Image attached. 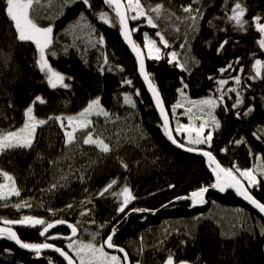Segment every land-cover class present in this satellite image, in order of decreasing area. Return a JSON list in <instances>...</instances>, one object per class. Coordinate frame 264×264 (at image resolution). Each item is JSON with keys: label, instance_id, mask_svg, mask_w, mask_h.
<instances>
[{"label": "trees", "instance_id": "obj_1", "mask_svg": "<svg viewBox=\"0 0 264 264\" xmlns=\"http://www.w3.org/2000/svg\"><path fill=\"white\" fill-rule=\"evenodd\" d=\"M161 2L165 9H170L181 18L186 15L181 11V5L192 3L193 7L199 6L204 12L198 32L194 38L189 37L190 49L180 47L184 43L185 32L189 31L186 22L182 23L175 17L171 20L157 19L159 28H152L143 18L129 20L130 28L139 29L132 33L133 40L144 50L147 72L163 97L172 128V105L181 97L178 89L183 84L188 85L185 92L189 98L201 99L218 96V81L228 79L229 84L223 86L225 90L232 87L241 91L244 104L239 111L243 113L249 105H255L256 110L250 116L241 115L238 119L236 109L232 108L236 94L226 93L224 102L215 110L221 127L213 132L211 146L195 148L211 151L226 168L234 164L241 170L254 167L255 154L264 157V131H261L264 127V80H252L250 76L254 75L252 65L255 60H264V51L256 43L259 35L251 26V18L255 15L264 17V0H242L248 9L246 19L250 21L246 33L235 31L231 24L219 19L225 15V2L230 8L233 0H202L199 5L193 0H141L146 8ZM90 3L91 9L79 0L61 9L60 0H40L35 13L37 23L42 27L52 25L55 39L51 51H55L56 55H50L49 62L54 69L72 78L66 81L71 84L70 88L52 89L35 67L38 58L35 45L15 39L5 15L6 0H0V131L20 128L25 122L26 108L37 96L46 101L35 104L34 114L40 119L76 114L92 99L100 97L102 106L110 115L121 114L128 121L124 122L125 126L121 123L101 127L113 149L109 153H101L99 149L89 146L84 149L66 146L63 133L55 121L38 129L31 149L6 152L1 168L16 178L22 192L16 203L27 201L31 207H22L20 213L14 214L11 212L14 207L0 206V223L24 216H34L46 222L61 219L68 222L57 224L44 236L40 235L43 226L9 225L28 243L54 242L65 246L63 239L52 237L69 234V225L75 224L79 229L77 236L84 241L88 242L92 234L99 232L96 238L98 244L125 218L129 210L160 209L179 196L215 182V175L206 165L204 157L169 143L153 100L139 76L137 62L126 47L115 13L104 0H90ZM101 11L109 12L115 27L99 20L98 13ZM82 13L96 29L91 39L102 35L105 41L103 45L92 47L85 34L77 32L79 38H76L66 31ZM209 20L215 28L209 26ZM176 27L179 32L175 31ZM156 31H161L171 45L167 49L162 48L164 58L158 61L149 58L144 47L145 33L160 44L159 38L155 37ZM225 39L229 40V44L217 53L218 44ZM207 42H210V46ZM172 51L178 54L181 62L190 53L199 64L192 67L190 73L185 72L168 63V53ZM104 55L108 58L107 65L103 64ZM237 58L239 64L234 63ZM230 62L235 71H219ZM241 66L243 72L240 71ZM101 67L105 69L103 72L100 71ZM109 67L111 70H108ZM236 75L241 76L239 86L231 80ZM124 80H131L132 84H125ZM137 91L139 95H136ZM125 94L132 95L135 107L130 108L124 102ZM174 134L180 142L183 141ZM240 139L246 142L233 143ZM224 148H227L226 152L221 151ZM53 161L56 163L53 164ZM121 162L128 167H122ZM63 171L67 183L49 191L51 184L60 180ZM81 174L84 177L82 182L88 184L87 192L79 189L64 192V188L80 180L78 177ZM113 179L118 183L111 191L119 192L127 185L137 197L124 213L117 212L119 197H113L111 193L103 197L96 195ZM3 180L0 177V183ZM169 185L174 187L170 188ZM250 190L264 202V179L261 178L259 186ZM86 198H90L92 203L81 204ZM57 201L59 204H56ZM69 203L73 204L71 209L66 207ZM217 206L232 211L231 223L234 226L215 224L211 218L199 219L200 214L211 212ZM85 207L92 209V212L82 216ZM229 214L224 212L227 218ZM166 219H177L174 224H178L180 229L161 233L159 228ZM92 220L95 223H91ZM124 222L116 242L127 249L133 262L165 264L168 255L172 254L176 264L180 261H187L188 264H264V235L260 231L264 227V218L246 207L233 189H228L223 195L211 192L209 203L203 209L193 210L189 201H183L164 207L156 214L131 215L126 224ZM100 225L105 226L101 229ZM141 237L143 245L139 242ZM0 264L66 263L54 254H45L42 259L36 260L32 254L17 249L11 240L0 237Z\"/></svg>", "mask_w": 264, "mask_h": 264}, {"label": "snow or ice", "instance_id": "obj_2", "mask_svg": "<svg viewBox=\"0 0 264 264\" xmlns=\"http://www.w3.org/2000/svg\"><path fill=\"white\" fill-rule=\"evenodd\" d=\"M83 3L88 9L92 8L90 0H79ZM77 3V0H60V7L70 6L71 4ZM104 3L115 13V19L118 20L120 30L123 34L124 39L131 46L132 51L136 54L139 61V72L143 76V79L147 82L148 89L151 92V95L155 99V105L160 111V115L163 117V129L167 137L174 144H178L179 147L185 148L184 143H179L176 137L173 135V132L180 134H187V140L191 145H208L211 146L213 140V131L221 127L220 121L215 117L214 110L219 107L224 102V96L226 93H235L236 100L232 104V108L236 109L235 116L239 119L241 115L243 117L250 116L256 109L255 105H249L244 109L243 113L239 109L243 106L244 100L241 95V91L238 88L229 87L226 90L224 85L229 84L228 79H220L218 81L219 88L217 92L220 94L218 96H209L199 100H188L185 90L188 88L187 84H183V87L178 89L180 93L181 100L176 104L172 105V111L175 113V110L178 108L185 107V101H187L191 106L186 109L184 114L189 115V123L181 124L179 120L176 122L175 128L170 127V119L167 113V110L164 107L163 99L160 95V92L150 78V74L145 70V54L144 50L132 39V33L138 31V28H130L129 20L137 21L143 18L147 25L152 28H159V24L156 22L157 19H168L171 20L175 17L177 20H180L182 23H187L189 29L188 32L184 34V43L180 45L182 49H190L189 37H195L196 33L199 30V21L203 18L204 12L201 7H193V4L181 5V11L186 15L181 18L176 16L174 12H171L170 9H165L164 4L158 3L155 6L145 7L141 3V0H104ZM193 3L199 5L202 3V0H193ZM40 5V0H6L5 15L10 22V28L14 31L15 39L18 42L34 44L38 53V58L35 60V67L40 73L43 74L44 79L48 86L52 89L63 88L68 89L71 87V84L66 82L70 81L71 77H66L63 73L57 71L53 68L49 62V56H55L56 52L51 51L52 46L55 43L53 36V26L49 25L47 27L40 26L37 23L36 15L37 8ZM248 9L242 3V0H233L232 6L227 7L225 2V15L220 17L227 23L233 26V29L237 32H247L248 27L250 26L249 19H246ZM131 13V15H130ZM167 13V16L165 15ZM155 17V19H154ZM98 18L105 24H109L113 27L116 25L113 23V18L109 15L107 11H101L98 13ZM264 17L261 15H255L251 18V26L254 27V30L259 35V39L256 41L260 50L264 51ZM210 27L215 28L211 20L207 21ZM221 31H226V29H220ZM67 32L72 33L76 38L77 32L85 34L89 38V43L92 47H96L97 44L103 45L105 43L104 37L102 35H96L95 39H91L96 33L95 27L87 21V17L80 15V17L69 25ZM175 31L179 32V28L176 27ZM155 37L159 38L160 44L158 45L156 39L149 38L148 34H144L145 44L144 47L147 49V56L153 60H160L164 58L162 54V48L167 49L171 47L169 41L165 39L161 31L155 32ZM210 46V42H207ZM229 44V40L225 39L218 44L217 53L222 52L225 49V46ZM67 52V48H65ZM168 60L169 64H174V66L180 68L181 70L190 73L192 67H195L199 64V61L195 56L186 54L181 62L180 57L175 51L169 52ZM236 64L240 63L239 58L234 62ZM103 64H108L107 55L103 57ZM119 68V66H117ZM254 70V75L250 76L252 80H264V60L256 59L252 65ZM233 70V63H228L225 68L219 69L220 72H225L228 70ZM105 69L100 68V71L103 72ZM108 70H111L109 67ZM122 70V69H120ZM240 71L243 72V67L241 66ZM211 79V78H210ZM231 80L235 82L237 86L241 85V76L236 75L231 77ZM125 84H132L131 80H124ZM246 87H251L247 85ZM136 95H139V92H136ZM124 102L126 104L132 105L135 107V101L130 94H125ZM255 99V98H253ZM264 99V98H262ZM39 102L41 104L46 103V101L37 96L33 100L32 104L25 110V122L24 124L15 130L9 131H0V154H5L8 151L15 149H31L35 142L37 129L49 122V120H54L59 123L61 129H64L65 144L73 145L77 143V133L80 132L83 134L82 143L84 145H92L99 148L101 153H109L113 149L111 145L105 142V139L102 137V134H96L95 126L91 117L93 116H103L105 118L110 117V113L102 106L100 97H96L88 102L87 106L77 113L74 116H50L48 119H39L34 114L35 104ZM193 108L197 109L196 113H193ZM207 114L211 118V123L209 124L208 120L204 119V115ZM193 116L195 118H193ZM196 120L200 121L199 126H196ZM207 134H205L206 129H209ZM70 129V130H69ZM261 131H264L262 127ZM243 139L235 140L233 143L241 144L245 143ZM198 149L195 147H187V151L193 152ZM202 155L208 158V166L211 168L212 172L215 173L216 182L211 185L213 188H218L220 191H225L229 188L235 189L236 193L243 197L246 201L252 204L259 212L264 213V202L256 199L252 195L250 188L258 187L260 184L261 178H264V164L256 168H248L241 170L238 165H233L231 168L223 167L219 161L216 160V157L211 151L200 150ZM221 151L226 152L227 148L221 149ZM264 159V157H261ZM53 164L56 161L52 162ZM122 167L127 168L126 163L121 162ZM0 177L4 178V182L0 183V200L7 201L11 196H20V189L16 185V180L13 175L7 171L0 170ZM83 181L84 177L81 174L78 177ZM63 181L64 183H61ZM67 183V177L61 175L60 180L52 183L49 191L56 190L58 187H63ZM118 181L113 179L108 183L100 192L96 195L99 197L105 196L106 193H111L113 197H119L120 203L117 209L118 214L124 213L128 205L137 199L133 195L132 190L124 185L119 192L111 191L113 186L116 185ZM169 187H174V185H169ZM208 191V187H200L198 190L193 191L190 196L187 197H178L177 199H189L193 205L204 204L206 203L204 199V194ZM87 192V189H85ZM92 203L90 198H86L84 201H81V204ZM16 208L22 207H31L27 201H22L20 204L14 205ZM67 208L71 209L73 204L69 203L66 205ZM52 211V210H50ZM132 212H148L149 209H131ZM92 212L90 208H84L81 212V215H88ZM55 214V213H53ZM4 225H23L28 227L43 226V230L40 232L41 236H44L48 233L49 229L54 228L57 224H66L68 223L65 220H56L54 222H46L44 219L33 217V216H24L19 220H4ZM91 223H95V220H92ZM105 225H100L102 229ZM71 228V236L69 237H60L54 236L52 239H68L70 243L67 245L69 249L75 253L74 259L69 252L65 251L63 248H58L51 243H28L20 239L18 234L12 229V227H0V237L6 238L8 240L14 241L23 249H28L35 252L37 255L41 253L44 249H54L58 252L66 261L67 264H131L129 260L128 253L124 248L119 247L113 243V236L115 235L117 229L113 227L111 232L107 237L101 240L98 244L96 243V238L99 236V232L92 234L91 240L85 242L83 240L73 239L77 237L79 229L77 225H69ZM261 234L264 235V227L261 228ZM142 239V237H141ZM116 249L119 253L123 254L116 255L110 254L105 249ZM142 251V249H140ZM139 264V261H137ZM165 264H176L172 254H169ZM179 264H188L187 261H180Z\"/></svg>", "mask_w": 264, "mask_h": 264}, {"label": "rangeland", "instance_id": "obj_3", "mask_svg": "<svg viewBox=\"0 0 264 264\" xmlns=\"http://www.w3.org/2000/svg\"><path fill=\"white\" fill-rule=\"evenodd\" d=\"M187 96V95H186ZM187 98H188V100H199V99H193V98H189L188 96H187ZM204 98H206V97H204ZM202 99V98H201ZM181 100V97H179L178 98V100L176 101V103L178 102V101H180ZM175 103V104H176ZM88 104V103H87ZM87 106V105H86ZM85 106V107H86ZM130 106V108H133V106L132 105H129ZM191 105L187 102V101H185V107L184 108H178V109H176L175 110V113H173L172 114V118H173V121H174V128H175V126H176V122H177V120H179V122L181 123V124H187V123H189L190 121H189V115H192V114H184L185 112H186V109L188 108V107H190ZM84 107V108H85ZM83 108V109H84ZM82 109V110H83ZM82 110H80V111H82ZM216 110V109H215ZM215 110H214V115H215ZM79 111V112H80ZM78 112V113H79ZM197 112V109L196 108H193V113H196ZM77 114V113H76ZM76 114H72V115H56V116H64V117H67V116H74V115H76ZM215 117H216V115H215ZM193 118H195L194 116H193ZM217 118V117H216ZM40 119V118H39ZM48 119V118H47ZM91 119L93 120V124H94V126H95V132H96V134H102V137L105 139V142H107V143H109L108 141H107V139H106V137L104 136V134H103V132L104 131H101L100 129H101V127H103V126H106V127H108V125H111V124H123V126H125V124H124V122H128V121H126V118L124 117V115H121V114H118V115H116V116H113V115H110V117L109 118H105V117H103V116H99V117H97V116H93V117H91ZM204 119L205 120H208L209 121V124L211 123V118L207 115V114H205L204 115ZM52 121H54V120H49V122H52ZM130 121H131V119H130ZM48 122V123H49ZM58 125H59V123L57 122V121H55ZM199 124H200V121L199 120H196V126H199ZM43 126V125H42ZM42 126H40V127H42ZM39 127V128H40ZM60 127V126H59ZM38 128V129H39ZM38 129H37V132H38ZM61 129V128H60ZM70 130V129H69ZM208 130H210V128L209 129H206V132H205V134H207V131ZM61 131H62V133H63V136H64V129H61ZM215 131V130H214ZM213 131V132H214ZM37 132H36V135H37ZM177 134V136H179V137H181L182 138V143H184V144H186V145H190V146H193V147H201V145H191L189 142H188V140H187V134L185 133V134H180V133H176ZM36 139V138H35ZM82 139H83V134L82 133H80V132H78L77 133V140H78V142L77 143H74L73 145L74 146H76V148H80V149H84L83 147H91V148H95V150L96 149H99V148H97V147H95V146H92V145H84L83 143H82ZM64 143H65V136H64ZM110 144V143H109ZM66 145V144H65ZM111 145V144H110ZM66 146H68V147H71L72 145H66ZM112 147V146H111ZM18 150H22V149H15V150H11V151H18ZM9 152V151H8ZM6 156H7V154L5 153V154H0V170H3V168H1V164H2V159L4 160L5 158H6ZM85 160V159H84ZM262 164H264V162H263V160L261 159V156H260V154H255V166L254 167H252V168H256V167H259V166H261ZM4 171V170H3ZM64 173H65V171H63V173H62V175L64 176ZM262 179H264V178H262ZM15 180H16V178H15ZM3 182H4V180H3ZM2 182V183H3ZM16 185H17V187L19 188V185H18V183H17V180H16ZM88 187V184L86 185V182H82L81 180H79L77 183H75V185H72L71 187H68V188H64V192H70V191H72V190H77V189H79V190H84V192H85V189ZM20 189V188H19ZM20 193H22L21 192V190H20ZM20 196H21V194H20ZM20 196H11V197H9L8 198V200L7 201H4V200H0V206H3V207H8V206H11V207H14V205H16L17 203H16V199H18ZM62 202V201H61ZM56 204H59V202L57 201L56 202ZM217 208V209H216ZM216 208H214L211 212L209 211V212H206V213H202V214H200V216H199V219L200 220H203V219H205V218H211L212 220H213V222L215 223V224H218V225H220V224H222V223H226V224H229V225H231V226H234L232 223H231V221L233 220V217H232V211L231 210H228V211H226V210H224V209H222L221 207H219V206H217ZM21 210H22V208H16V207H14L13 209H11V212L12 213H14V214H16V213H20L21 212ZM224 212H228V213H230L229 214V216H228V218L227 217H225V215H224ZM34 217V216H33ZM13 220H19V219H13ZM174 222H177V219H175V220H171V219H166V220H164L163 221V223H162V225L160 226V228H159V230L161 231V233H163V234H165L166 232H171V231H173V230H175V229H180V226L178 225V224H174ZM75 239H78V240H83V239H81V238H79L78 236H77V238H75ZM84 241V240H83ZM85 242H87V241H85ZM139 242H140V245H143V239H139ZM70 243V242H69ZM69 243H67L66 244V247H67V245L69 244ZM135 244V243H134ZM135 247H138V246H135ZM68 248V247H67ZM69 249V248H68ZM71 250V249H70ZM72 251V250H71ZM110 253V252H109ZM74 255H75V253H73ZM110 254H116V253H110ZM116 255H118V254H116ZM76 259L78 260V258L76 257ZM135 264H137V262H135ZM139 264H141L140 262H139Z\"/></svg>", "mask_w": 264, "mask_h": 264}, {"label": "water", "instance_id": "obj_4", "mask_svg": "<svg viewBox=\"0 0 264 264\" xmlns=\"http://www.w3.org/2000/svg\"><path fill=\"white\" fill-rule=\"evenodd\" d=\"M129 27H130V24H129ZM132 39H133V35H132ZM124 42H125V44H126V47H127V49H128V51L131 53V55L135 58V60H136V62H137V66H138V73H139V76H140V78H141V81H142V83H143V85H144V87H145V89L147 90V92H148V94L150 95V97L152 98V100H153V102H154V105H155V99H154V97L151 95V92H150V90L148 89V86H147V82L143 79V76L140 74V72H139V61H138V59H137V56H136V54L132 51V48H131V46L127 43V41L124 39ZM145 70L147 71V68H146V62H145ZM161 95V94H160ZM162 97V96H161ZM162 99H163V97H162ZM163 103H164V100H163ZM164 107H165V104H164ZM155 108H156V110H157V112H158V114H159V116H160V119H161V121H162V123H163V117L160 115V111H159V109L156 107V105H155ZM165 109H166V107H165ZM170 119V118H169ZM170 127H171V122H170ZM166 137H167V135H166ZM167 139H168V141L173 145V146H175L176 148H179V149H181V150H184V151H187V146L185 147V148H181V147H179L178 146V144H174V143H172V141L167 137ZM180 143V142H179ZM200 150H202V149H198L197 151H193V152H190V151H187V152H190V153H194V154H196V155H199V156H202V157H204L205 158V160H206V165H208V158L207 157H205L204 155H202V152L200 151ZM205 151H207V150H205ZM217 160V159H216ZM218 161V160H217ZM214 175H215V173H214ZM215 182H216V178H215ZM214 182V183H215ZM213 183V184H214ZM212 185V184H211ZM211 185L210 186H207L208 187V191L204 194V199H205V201H206V203H204V204H197V205H193L192 204V202H191V200H189V199H174V200H172L171 202H169V203H167V204H165L164 206H163V208L164 207H166V206H169V205H171V204H175V203H179V202H183V201H189V202H191V204H192V209L193 210H199V209H202V208H205L206 206H207V204H208V197H209V195H210V193L211 192H215V193H218V194H221V195H223L227 190H225V191H220L218 188H213V187H211ZM229 189H233V188H229ZM234 191H235V189H233ZM194 191H196V190H194ZM251 191V190H250ZM193 192V191H192ZM192 192H190L188 195H183V196H180V197H187V196H190V194L192 193ZM236 192V191H235ZM238 195V194H237ZM252 195L253 196H255L253 193H252ZM238 197H239V199H240V201L246 206V207H249V208H251L252 210H254L256 213H258L260 216H262L263 218H264V213H261V212H259V210L258 209H256L252 204H250L248 201H246L243 197H241L240 195H238ZM256 197V196H255ZM256 199H258L257 197H256ZM259 200V199H258ZM262 202V201H261ZM159 211V209H157V210H151V211H148V212H132V211H130L126 216H125V218L119 223V224H117L116 226H115V228L117 229V231H116V233H115V235L113 236V243L115 244V245H117V246H119V247H122V248H124L125 249V251L128 253V251L126 250V248L125 247H123V246H121V245H118V244H116L115 243V239H116V236H117V234H118V232H119V230H120V226H121V224L125 221H127L128 219H129V217L131 216V215H134V214H155V213H157ZM0 227H11V226H8V225H4V224H1L0 223ZM12 229L17 233V231H16V229L15 228H13L12 227ZM18 234V233H17ZM18 236H19V234H18ZM69 236H71V234H69L68 236H64V237H69ZM20 237V236H19ZM74 238V237H73ZM20 239H21V237H20ZM22 240V239H21ZM64 240H66V241H70V240H68V239H64ZM13 242V245L17 248V249H19V250H21V251H24V252H27V253H30V254H34L35 255V257H36V259L37 260H40V259H42L44 256V254H46V253H52V254H54V255H56V256H58V257H60L62 260H64L66 263H67V261L58 253V252H56L54 249H44V250H42L41 251V253L39 254V255H37L35 252H33V251H31V250H28V249H23V248H21L18 244H16L14 241H12ZM51 244H54L56 247H58V248H63V247H61V246H59L58 244H56V243H52V242H50ZM65 251H67L65 248H63ZM106 250L108 251V252H110V253H118L119 255H121V257H122V255L123 254H121V253H119L116 249H107L106 248ZM68 252V251H67ZM70 254V253H69ZM71 255V254H70ZM128 256H129V260L131 261V264H133L132 263V260H131V257H130V255H129V253H128ZM74 258V257H73ZM75 259V258H74Z\"/></svg>", "mask_w": 264, "mask_h": 264}, {"label": "bare ground", "instance_id": "obj_5", "mask_svg": "<svg viewBox=\"0 0 264 264\" xmlns=\"http://www.w3.org/2000/svg\"><path fill=\"white\" fill-rule=\"evenodd\" d=\"M129 24H130V22H129ZM153 103H154V102H153ZM164 104H165V103H164ZM154 106H155V105H154ZM165 107H166V106H165ZM166 110H167V109H166ZM167 113H168V112H167ZM168 115H169V114H168ZM169 118H170V116H169ZM170 122H171V119H170ZM171 127H172V124H171ZM173 135L175 136L174 132H173ZM175 137H176V136H175ZM179 138H180V137H179ZM176 139H177L178 142H180V140H178V138H176ZM169 143H170V142H169ZM180 143H182V142H180ZM170 144H171V143H170ZM202 150H205V149H202ZM216 159H217V158H216ZM212 184H213V183H212ZM209 186H210V185H209ZM197 190H198V189H197ZM193 191H194V190H193ZM185 195H186V194H185ZM187 195H188V194H187ZM182 196H183V195H182ZM179 197H180V196H179ZM175 199H176V198H175ZM132 202H133V201H132ZM179 203H181V202H179ZM190 203H191V202H190ZM208 203H209V197H208ZM175 204H176V203H175ZM207 205H208V204H207ZM191 206H192V204H191ZM166 207H167V206H166ZM191 208H192V207H191ZM133 209H134V208H133ZM136 209H139V208H136ZM143 209H146V208H143ZM162 209H163V206L160 207L159 211H161ZM202 209H203V208H202ZM156 210H157V209H156ZM130 211H131V210H129L128 213H129ZM159 211H158V212H159ZM128 213H127V214H128ZM127 214H126V215H127ZM155 214H156V213H155ZM126 215H125V216H126ZM123 219H124V218H123ZM123 219H122V220H123ZM122 220H121V221H122ZM127 221H128V220H127ZM127 221H126V222H127ZM126 222H124V224H126ZM119 223H120V222H119ZM119 223H118V224H119ZM1 224H4V223H1ZM122 225H123V224H121V226H122ZM8 226H9V225H8ZM121 226H120V227H121ZM114 227H115V226H114ZM110 232H111V231H110ZM69 234H71V232H70ZM69 234L64 235V236H68ZM64 236H63V237H64ZM116 237H117V236H116ZM75 238H77V237H74L73 239H75ZM21 239H22V238H21ZM22 240H23V239H22ZM63 240H64V239H63ZM11 241H12V240H11ZM23 241H24V240H23ZM64 241H65V246H61V245H59V244H58V245L61 246V247H63V248H65V249H66V250H67V251H68V252H69V253H70L75 259H76V257H75V255L73 254V252H72L70 249H68V248L66 247V244L69 243L70 241H66V240H64ZM24 242H25V241H24ZM12 243H13V242H12ZM47 243H50V242H47ZM52 243H54V242H52ZM115 243L118 244V243L116 242V239H115ZM118 245H121V244H118ZM121 246H123V245H121ZM123 247H124V246H123ZM105 250H106V249H105ZM126 250H127V249H126ZM106 251H107V250H106ZM128 253H129V252H128ZM46 254H52V253H46ZM116 254H118V253H116ZM32 255H33L34 258L36 259L35 255H34V254H32ZM118 255H119V254H118ZM129 255H130V254H129ZM43 256H45V254H44ZM130 257H131V256H130ZM36 260H37V259H36ZM131 260H132V259H131ZM63 261H64V260H63ZM64 262H65V261H64ZM135 262H136V261H135ZM135 262L132 261L133 264H135ZM65 263H66V262H65ZM66 264H67V263H66Z\"/></svg>", "mask_w": 264, "mask_h": 264}]
</instances>
